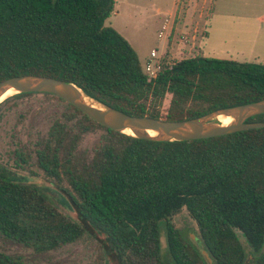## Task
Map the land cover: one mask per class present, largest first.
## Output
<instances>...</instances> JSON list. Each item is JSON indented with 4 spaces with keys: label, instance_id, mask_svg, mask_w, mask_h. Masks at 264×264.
<instances>
[{
    "label": "trees",
    "instance_id": "trees-1",
    "mask_svg": "<svg viewBox=\"0 0 264 264\" xmlns=\"http://www.w3.org/2000/svg\"><path fill=\"white\" fill-rule=\"evenodd\" d=\"M114 6L115 0H0V82L54 77L129 115L171 121L264 98L259 61L198 54L174 58L148 77L128 40L105 24ZM34 95L64 106L44 135L25 144L13 138L7 159L0 158V243L47 257L89 237L98 247L93 264H210L172 221L186 210L213 264L250 258L264 264V127L192 140L140 139L46 92L5 98L0 121ZM38 108L47 112L43 103ZM247 121H264V113ZM20 171L42 176L75 216L61 210L47 186L20 181ZM25 260L0 246V264H62Z\"/></svg>",
    "mask_w": 264,
    "mask_h": 264
},
{
    "label": "rangeland",
    "instance_id": "rangeland-1",
    "mask_svg": "<svg viewBox=\"0 0 264 264\" xmlns=\"http://www.w3.org/2000/svg\"><path fill=\"white\" fill-rule=\"evenodd\" d=\"M168 14L172 15V29L169 39L165 41L157 38V30ZM105 24L128 40L141 64L149 56L151 48L176 59L202 54L218 59L264 62V0H115L114 11ZM183 34L185 39H181ZM169 98L166 96L160 105L163 113ZM44 100L41 95L25 98L6 113L0 121V158L7 159L13 138L25 144L46 133L51 120L64 105L53 99L45 104ZM41 103L47 107V112L40 114L38 107ZM30 107H34L35 111L22 118L21 114ZM94 140L95 136H91L84 145ZM17 176L22 182L47 186L48 194L61 210L75 216L60 194L49 187L42 176L28 171H20ZM172 221L203 250L196 237L195 223L186 210L175 215ZM0 246L15 254H22L27 262L50 258L62 264H93L98 250L95 241L89 237L47 257L34 256L30 250L8 243H0ZM161 247L165 252L163 229ZM105 264H109L108 260Z\"/></svg>",
    "mask_w": 264,
    "mask_h": 264
},
{
    "label": "water",
    "instance_id": "water-1",
    "mask_svg": "<svg viewBox=\"0 0 264 264\" xmlns=\"http://www.w3.org/2000/svg\"><path fill=\"white\" fill-rule=\"evenodd\" d=\"M10 89H14L13 93L5 98L20 92L51 93L78 108L97 123L117 132L126 133L125 130L129 129L131 133L127 134L140 139L156 141L192 140L264 127V121H247L250 117L264 113V98L254 102L215 109L190 119L171 121L148 116L129 115L90 98L73 83L49 76L26 74L10 77L0 82V96ZM86 98L90 101H87ZM219 117H230L231 120L228 124L223 125ZM148 130H152L154 134H150ZM201 251L209 263L213 264L206 251ZM243 264H252V259L250 258Z\"/></svg>",
    "mask_w": 264,
    "mask_h": 264
},
{
    "label": "built area",
    "instance_id": "built-area-1",
    "mask_svg": "<svg viewBox=\"0 0 264 264\" xmlns=\"http://www.w3.org/2000/svg\"><path fill=\"white\" fill-rule=\"evenodd\" d=\"M172 15L168 14L163 19L158 31L157 38L164 39L165 41L169 39L172 29ZM181 39H185V35H181ZM166 57V52L158 53L156 48H152L149 52V56L143 63V70L148 77H154L161 69L163 64L169 63L174 57H169V59L164 60Z\"/></svg>",
    "mask_w": 264,
    "mask_h": 264
},
{
    "label": "bare ground",
    "instance_id": "bare-ground-1",
    "mask_svg": "<svg viewBox=\"0 0 264 264\" xmlns=\"http://www.w3.org/2000/svg\"><path fill=\"white\" fill-rule=\"evenodd\" d=\"M13 90H14V89H10V90L6 91L4 94H2V95L0 96V101L3 100L7 95L13 93ZM86 100H87V101H90L88 98H86ZM219 120H220V122H221L223 125H225V124H228V123L230 122L231 118H230V117H219ZM125 132H126V133H131V131H130L129 129H126ZM148 132H149L150 134H152V135L154 134V132H153L152 130H148Z\"/></svg>",
    "mask_w": 264,
    "mask_h": 264
},
{
    "label": "crops",
    "instance_id": "crops-1",
    "mask_svg": "<svg viewBox=\"0 0 264 264\" xmlns=\"http://www.w3.org/2000/svg\"><path fill=\"white\" fill-rule=\"evenodd\" d=\"M160 27V26H159ZM159 29V28H158ZM158 31V30H157ZM208 35V34H207ZM152 49V48H151Z\"/></svg>",
    "mask_w": 264,
    "mask_h": 264
}]
</instances>
